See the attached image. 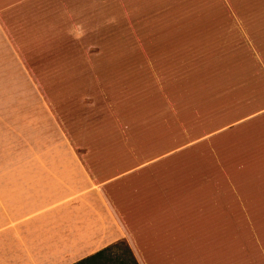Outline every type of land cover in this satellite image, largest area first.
Returning <instances> with one entry per match:
<instances>
[{
	"label": "crops",
	"instance_id": "0c3cea01",
	"mask_svg": "<svg viewBox=\"0 0 264 264\" xmlns=\"http://www.w3.org/2000/svg\"><path fill=\"white\" fill-rule=\"evenodd\" d=\"M173 2L180 53L171 75L137 76L145 105L111 94L100 76L120 64L98 61L126 31L112 7L141 0H0V264H75L119 242L137 264H264V48L225 47L230 60L194 81L190 5L181 11L191 0ZM146 4L130 15L171 3ZM177 94L202 96L180 111ZM142 107L159 121L174 114L173 125L148 128Z\"/></svg>",
	"mask_w": 264,
	"mask_h": 264
},
{
	"label": "rangeland",
	"instance_id": "374dc122",
	"mask_svg": "<svg viewBox=\"0 0 264 264\" xmlns=\"http://www.w3.org/2000/svg\"><path fill=\"white\" fill-rule=\"evenodd\" d=\"M173 1L170 0L171 4L167 5V8H165L166 5L157 7L156 16L151 18L145 16L140 20H136V17L130 14L139 8L137 12H142V16L149 8L147 4L145 5L148 0H141L142 4L139 6L132 5L125 7L124 9H117L115 6L112 7L113 13H117L118 17L123 16V25L126 28V31L121 34L118 30L116 36H110L111 41H113L111 42L112 45L109 48V51H105L98 60L103 62L106 57H109L114 61L115 67L120 64L118 69L113 68L114 70L117 69L116 71H110L109 68V72L100 76L101 80H103V82L109 87L111 94H114L119 98L122 94H130L131 97L139 98L140 101L143 99L144 104L146 105L148 103L147 96L151 94L149 85L146 82L144 88H137V76H139V80L143 81V77L150 74L159 77L171 75V64L177 60L175 56L180 53L181 47V20L179 6L178 3L175 5V2ZM257 1L260 2L262 6L260 3H255V0H191L190 3H181V6L183 7L181 11H185V9L188 11L190 9L187 7L189 5L191 7V28L193 29L191 37V77H193L194 81H199V78L204 76L206 70L212 66L226 63V60H230L223 59V51L225 47H227L229 54L235 55V53H242L244 51L248 52L250 47L245 43L249 42L252 45L251 49L254 47L256 51L263 54L264 42L261 41L260 43L259 38L261 37L262 39V35L264 37V0ZM240 5L244 8L243 12L245 11L244 14H246L243 17L242 15L244 14H240L238 10V6ZM249 11H253L254 13L247 17ZM182 16H184L183 13ZM186 16V18H182V26L185 22L188 24V13ZM227 22H229V24ZM253 30L255 31L250 33ZM105 38L106 36L103 35L98 36L96 41L97 45L104 44L106 41ZM243 41H245V43ZM253 43L256 46L253 45ZM101 67H104V65H101ZM181 71L183 77L188 76V63H186L184 57L181 61ZM192 85L193 90L196 91L197 89L194 86V82ZM137 94L139 97H137ZM177 95L179 98L177 103L179 102L180 111H184L185 107L187 109L189 108V98L196 101L202 96V94ZM129 104H127V106H129L128 111H136L131 106V103ZM172 107L174 108V104L169 106L168 103H166L165 107L162 106L160 114H162L165 109L171 110ZM144 108L142 107L139 110V113H141L140 123H144L148 128L153 124L158 125L160 122L161 133L166 130L169 125H173L172 120L175 118L174 114L170 113L169 115H161L162 120L159 121L156 119L158 115L144 114ZM112 123L118 126H120V124L123 125L125 128L123 133L136 126L135 123L130 122L120 123L112 120ZM83 131L87 137L88 133L86 129ZM177 131H180V129H177ZM118 133L122 136L120 130ZM129 133L135 134L136 132ZM194 133L191 135L193 136ZM167 136V134L161 135L160 140L159 138H156L155 140L160 144L163 143L162 138H167ZM125 138L128 139L127 137ZM156 151L158 152V150ZM154 152L155 149L153 148L148 154L139 153L138 159L145 156H151ZM211 165L215 166V163H207V169L212 167ZM207 181L210 182V178ZM172 196L173 208H171V220L174 221L176 220L174 213V192ZM200 198L203 199V197H198V194H194L192 202L197 203V201H201ZM188 200V208L186 209L189 212L192 208L191 197H189ZM123 251L124 249H121L116 253L114 250L110 258H114V255L119 253L122 254Z\"/></svg>",
	"mask_w": 264,
	"mask_h": 264
},
{
	"label": "trees",
	"instance_id": "16d2710c",
	"mask_svg": "<svg viewBox=\"0 0 264 264\" xmlns=\"http://www.w3.org/2000/svg\"><path fill=\"white\" fill-rule=\"evenodd\" d=\"M121 249H124L122 254L119 253L114 255V258H110L114 250L117 253ZM75 264H137V262L128 245L125 242H119Z\"/></svg>",
	"mask_w": 264,
	"mask_h": 264
}]
</instances>
